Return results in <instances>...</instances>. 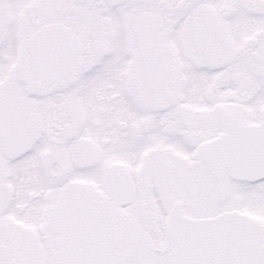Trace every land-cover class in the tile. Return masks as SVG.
I'll list each match as a JSON object with an SVG mask.
<instances>
[{
  "label": "snow or ice",
  "instance_id": "1",
  "mask_svg": "<svg viewBox=\"0 0 264 264\" xmlns=\"http://www.w3.org/2000/svg\"><path fill=\"white\" fill-rule=\"evenodd\" d=\"M0 264H264V0H0Z\"/></svg>",
  "mask_w": 264,
  "mask_h": 264
}]
</instances>
